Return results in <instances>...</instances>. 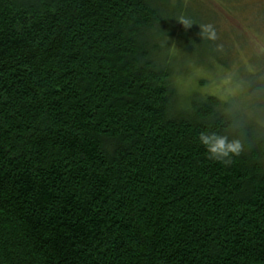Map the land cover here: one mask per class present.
<instances>
[{"label":"trees","instance_id":"1","mask_svg":"<svg viewBox=\"0 0 264 264\" xmlns=\"http://www.w3.org/2000/svg\"><path fill=\"white\" fill-rule=\"evenodd\" d=\"M169 1L0 0V264H264V79L183 96Z\"/></svg>","mask_w":264,"mask_h":264},{"label":"rangeland","instance_id":"2","mask_svg":"<svg viewBox=\"0 0 264 264\" xmlns=\"http://www.w3.org/2000/svg\"><path fill=\"white\" fill-rule=\"evenodd\" d=\"M168 5L164 28L174 25L171 65L183 96L195 90L241 96L250 83L264 79V0H170ZM208 26L215 39L204 31Z\"/></svg>","mask_w":264,"mask_h":264},{"label":"clouds","instance_id":"3","mask_svg":"<svg viewBox=\"0 0 264 264\" xmlns=\"http://www.w3.org/2000/svg\"><path fill=\"white\" fill-rule=\"evenodd\" d=\"M204 31L208 33L209 39H215V33L210 30V26L206 27ZM199 139L200 143L205 146L209 158L221 160L224 163L230 162L231 155L241 151L239 141H229L225 136L201 133Z\"/></svg>","mask_w":264,"mask_h":264}]
</instances>
